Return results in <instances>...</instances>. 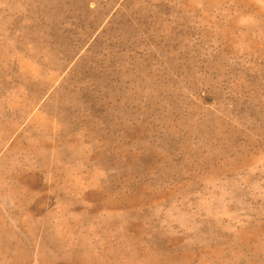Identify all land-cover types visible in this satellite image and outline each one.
Wrapping results in <instances>:
<instances>
[{"label": "rangeland", "instance_id": "374dc122", "mask_svg": "<svg viewBox=\"0 0 264 264\" xmlns=\"http://www.w3.org/2000/svg\"><path fill=\"white\" fill-rule=\"evenodd\" d=\"M0 264H264V7L0 0Z\"/></svg>", "mask_w": 264, "mask_h": 264}, {"label": "clouds", "instance_id": "9594fccd", "mask_svg": "<svg viewBox=\"0 0 264 264\" xmlns=\"http://www.w3.org/2000/svg\"><path fill=\"white\" fill-rule=\"evenodd\" d=\"M256 3L262 7H264V0H256ZM255 20L253 17H250V16H243L241 17L240 19V23L242 25H248V24H251V23H254Z\"/></svg>", "mask_w": 264, "mask_h": 264}]
</instances>
